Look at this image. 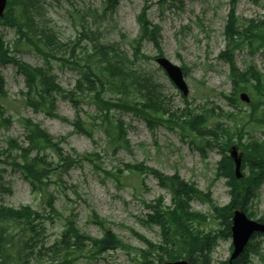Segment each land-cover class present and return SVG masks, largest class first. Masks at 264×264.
<instances>
[{"label": "rangeland", "instance_id": "1", "mask_svg": "<svg viewBox=\"0 0 264 264\" xmlns=\"http://www.w3.org/2000/svg\"><path fill=\"white\" fill-rule=\"evenodd\" d=\"M230 1L184 0L180 5L168 0L160 6L158 0H147L148 18L160 27L163 51L161 56L181 68L185 65L188 69L185 80L189 92L185 96L156 62L158 51L152 42L143 43V56L134 59L132 55L130 42L137 36L139 29L136 17L146 0H120L113 12L104 14L102 0H42V6L44 20L53 27L61 42L73 45L78 41L77 52L80 46L88 43L79 39L83 25L86 26L85 29L97 30L103 42L113 44L126 52L141 70L151 73L171 111L180 113L186 107L203 111L209 116L206 121L208 129L220 123L233 128L230 113L237 112L235 119L238 124L245 125L246 134L242 140L244 143L252 137L263 139L264 135L262 127L247 123L249 103L238 98L234 107L225 97L232 93L233 88L229 78V64L219 57V53L226 43L224 27ZM91 9L96 10L98 16L87 14ZM235 10L240 23L264 20V0H237ZM0 32L9 44L18 36L13 28L6 25H0ZM17 58L33 66L44 63L41 56L26 47L17 52ZM51 61L59 85L67 90L72 89L79 74L75 70L61 67L55 59ZM235 61L241 70L253 63L264 74V54L260 50L250 51L249 47L244 45L235 51ZM0 73L5 79L7 92L5 97H0V122L2 118H10L7 126H0V185L7 189L2 192L0 203L12 208L30 205L45 216L52 215V219L43 222L42 238L46 245H50L59 237L64 227V217L69 215L75 217L82 232L94 238L101 237L102 230L92 222V212L104 219L106 226L119 239L135 248L145 247L136 233L153 242H159V225L146 223L150 213L146 205L159 198L164 205H171V194L168 189L160 186L151 173L129 172L125 169L123 175L119 176L122 184L119 185L113 178H104L103 171L95 169L94 164L82 161L81 164L70 166L67 172H58L59 174L52 177L55 182L50 183L46 192L54 194V207L63 215L53 216L46 206L45 196L31 191L28 181L11 165V159L6 156L8 140L13 139L20 145H27L23 126V119L26 118L37 123L57 144L55 151L46 150V160L53 164L52 168L58 163L57 150L64 155L69 153L73 159L76 155L99 152L100 159L95 163L100 167L112 169L114 173H117V168H123L124 164L143 162L166 175L178 173L181 178L194 183L203 192L209 190L212 201L217 205H226L230 201L227 179L217 175L221 158L220 148L213 143V136L210 134L201 136L194 132V136L180 128L170 129L163 125L156 126L151 131L144 118L131 112L115 113V117L125 126L129 147L120 148L115 155H111L106 144L107 138L98 127L93 128L91 138L74 131L72 122L75 120V108L69 101L61 98L57 101L54 109L56 116L34 111L25 105L20 95V91L25 88L24 76L16 71V66L10 62L0 63ZM245 92L251 96L248 90ZM80 107L83 118L96 115L93 104L82 102ZM217 107L223 113H219ZM180 118L184 119L183 116ZM219 138L224 139L223 136ZM207 139H211L214 145L206 144ZM194 142L202 143V151ZM233 146L241 157L245 155L243 146L235 142L229 145L227 154ZM240 171L243 175L249 170L240 168ZM257 193V197L248 205L250 218L253 219H258L264 214V181ZM190 205L193 211L205 215L203 228L207 232L218 234L220 221L215 217L209 202L195 198ZM253 240L254 246L256 243L260 244L264 255V235L256 236ZM216 242L211 264H223L232 251L231 237H219ZM135 253L134 250H111L103 253L100 258L82 260L80 264H136ZM249 264L264 262L260 255H252Z\"/></svg>", "mask_w": 264, "mask_h": 264}, {"label": "trees", "instance_id": "2", "mask_svg": "<svg viewBox=\"0 0 264 264\" xmlns=\"http://www.w3.org/2000/svg\"><path fill=\"white\" fill-rule=\"evenodd\" d=\"M119 1L102 0V13L113 12ZM167 1L158 0V3L163 6ZM171 2L181 5L184 0ZM236 2L237 0L230 1L224 27L226 43L219 53V57L229 64V78L233 88L232 93L225 97L230 105L236 107L237 93L248 90L252 98L248 104L247 123L262 127L264 135V74L253 63L241 70L235 61V51L244 45H247L250 51L260 50L264 54V20L240 23L235 10ZM148 9L149 3L146 0L136 17L139 29L137 36L130 42L134 59L143 56L142 46L145 41L153 43L158 56L163 55L160 27L149 20ZM87 14L98 16L96 10L92 9L88 10ZM0 25L13 28L18 35L13 43L9 44L0 32V63H13L16 71L24 76L25 88L20 91V95L25 105L34 111L56 116L54 109L57 101L60 98L69 101L75 108V120L72 122L74 131L91 138L93 128L98 127L107 138L106 144L111 155H115L120 148L129 147L125 126L115 117V113L131 112L140 116L145 119L151 131L156 126L163 125L170 129L180 128L194 136V132L201 136L210 134L213 136V143L221 152L217 175L227 179L231 196L226 205H217L212 201L209 190L203 192L194 183L181 178L178 173L166 175L143 162L124 164L123 168H117V173H114L112 169L100 167L95 163L100 159L99 152L76 155L73 159L69 153L64 155L57 150L58 163L52 168L53 164L46 160V150L55 151L57 144L37 123L26 118L23 119V126L27 145H20L13 139L8 140L6 156L11 159V165L28 181L31 191L45 196L46 206L53 216L63 215L54 207V194L46 192L50 183L55 182L52 177L67 172L70 166L81 164L82 161L94 164L95 169L103 171L104 178H113L119 185H122L119 176L123 175L125 169L129 172L151 173L160 186L170 192L171 205H164L160 198L147 203L150 213L146 223L159 225L161 238L159 242H153L136 233L145 247L135 248L119 239L106 226V221L95 212L91 214L92 222L102 230L101 237L94 238L82 232L75 217L69 215L64 217V227L59 237L50 245H46L42 238L43 222L52 219V215L45 216L30 205L12 208L0 203V264H32V260L34 264H80L82 260L100 258L103 253L117 249L134 250L136 264H162L164 261L180 259H187L192 264H211L216 240L219 237H230L232 210L241 208L251 216L248 205L257 197V190L264 181V137H252L243 143L245 125L238 124L235 119L238 113L235 111L230 113L233 128L220 123L211 129L207 128L206 123L209 116L203 111H194L188 107L180 113L171 111L151 73L141 70L135 61L117 46L103 42L97 30L85 29L86 26H82L79 39L88 43L80 46L78 52V41L73 45L61 42L53 27L44 20L42 0H7L6 9L0 17ZM23 47L41 56L44 63L33 66L17 58V52ZM53 59L61 67L75 70L79 74L72 89L67 90L57 82L53 73ZM182 70L186 75L188 69L185 65ZM6 95L5 79L0 73V97ZM82 102L93 104L96 115L83 118L80 107ZM217 109L219 113H223L220 108ZM182 116L183 120L180 118ZM242 118L244 117H240ZM9 122V117L2 118L0 126H7ZM220 136L224 139L220 140ZM234 142L243 146L245 151L241 169L249 170L240 178H236L234 163L227 154L229 145ZM205 143L214 145L211 139H207ZM194 144L202 151V143ZM6 190L0 185V197ZM195 198L209 202L215 217L220 221L218 234L207 232L203 228L205 215L191 209L190 202ZM258 220L264 222V214ZM259 235H252L243 253L236 257L232 264H249L252 255H260L264 262L260 244H252L253 238ZM223 264H228V261L225 260Z\"/></svg>", "mask_w": 264, "mask_h": 264}, {"label": "water", "instance_id": "3", "mask_svg": "<svg viewBox=\"0 0 264 264\" xmlns=\"http://www.w3.org/2000/svg\"><path fill=\"white\" fill-rule=\"evenodd\" d=\"M7 0H0V17L6 7ZM157 63L165 70L171 81L176 85V87L186 95L188 93V86L183 76L181 68L173 64L170 60L165 57H158L156 59ZM240 99L249 102L250 99L248 95L244 92L240 93ZM230 157L234 161V172L236 177H240V165L241 157L238 155L234 147L229 151ZM254 232H260L264 234V222L256 221L247 217L244 211L241 209H235L232 215L231 224V239L233 245V251L229 257V264L236 258L244 249L246 243L248 242L250 236ZM163 264H192L188 260H176V261H165Z\"/></svg>", "mask_w": 264, "mask_h": 264}, {"label": "bare ground", "instance_id": "4", "mask_svg": "<svg viewBox=\"0 0 264 264\" xmlns=\"http://www.w3.org/2000/svg\"><path fill=\"white\" fill-rule=\"evenodd\" d=\"M255 27V26H254Z\"/></svg>", "mask_w": 264, "mask_h": 264}]
</instances>
